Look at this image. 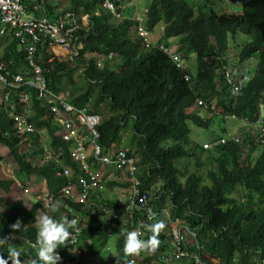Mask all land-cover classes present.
<instances>
[{"label": "trees", "instance_id": "trees-1", "mask_svg": "<svg viewBox=\"0 0 264 264\" xmlns=\"http://www.w3.org/2000/svg\"><path fill=\"white\" fill-rule=\"evenodd\" d=\"M22 1L30 15L36 18L47 15L52 19L58 15L57 7L61 3L59 0ZM149 1L148 30L162 23L163 39L177 38L176 51L184 60L196 54V73L188 66L178 67L159 48L163 42L144 47L140 39L131 37L135 22L128 18L115 21L101 7L102 0H67L65 11L72 9L77 15H88L87 24L75 32L82 43L77 54L55 56L48 41L34 44L28 35L22 41L15 30H10L0 37V63L13 74L26 75L32 71L29 64L32 57L43 68L48 89L64 93L70 88L67 103L101 114L99 143L105 153L116 150L122 141L123 128L130 125L133 138L127 153L137 158L135 176L140 191L153 190L158 195L153 200L154 207L159 210L168 198L172 216L197 227L203 249L209 256L218 258V264H264V145L255 141L259 131L254 125L258 119L264 121V0H222L239 5L241 12L220 15L214 10L206 13L202 8L196 12L185 0ZM231 39H239V51L237 62L229 68ZM32 44L36 51L29 55L26 47ZM94 52L103 56L102 66L97 64ZM110 52L114 56L108 60ZM87 54L92 55L86 57ZM253 56L257 57L254 75L247 77L242 72L236 75L233 67ZM78 70L82 81L79 83L75 80ZM226 70L240 87L236 94L231 93L224 80ZM186 74L190 79L185 78ZM0 91V144L8 149V158L0 155V165L13 161L29 179L42 180L54 202H60L55 212H49L40 201L27 207L23 199H16L9 210L0 212V237H8L10 245L19 253L21 264H32L38 247L35 241L39 213L57 220L61 217L71 220V211H75L82 217L83 228L77 245L83 254L75 261L76 255L70 253L69 245L58 247L57 251L71 260L70 264H84L87 257L98 254L108 244L109 237L115 235L118 253L106 264H126L129 254L123 252L121 230L137 229L138 218L143 213L134 211L132 219L128 217L127 221L125 211L116 217L115 212L108 213L105 208H113L115 204L108 196L110 191L125 187L124 194L128 195L130 182H119V172L107 168L101 181L103 188L90 196L94 202L91 206L59 195L60 188L74 181L80 171L69 156V144L55 134L58 127L47 117L44 99L35 88L25 84L11 88L7 100L8 89L0 88ZM21 92H26L29 100L22 101ZM198 99L204 100L206 106H198ZM12 104L13 112L18 113L31 106L29 122L36 130L18 132L10 112ZM195 106L199 109L192 110ZM231 113L245 123L241 134L229 136L222 128V134L205 142L212 145L210 148L197 145L194 152L187 148L192 125L208 128L216 115L224 121ZM249 128L257 134L250 133ZM42 133L50 140V150L54 153L60 150L62 154L57 159L52 155L36 163V157L43 156ZM222 139L225 142L221 143ZM199 148L207 153L205 158L198 153ZM190 158H194L196 169L187 174L178 164ZM89 162L92 168L98 167L91 158ZM61 167L72 168L73 179L56 175ZM109 173H114L116 178H108ZM14 183L15 179L0 176V190L4 193H10ZM3 204L0 196V206ZM17 219L22 227L13 230L9 225ZM144 230L140 238L146 239L149 233ZM69 231L72 232L71 228ZM158 239L160 243L154 252L139 253L144 255L142 262L150 263L168 250V245L161 243L160 234ZM8 247L7 243L0 246V256L7 258ZM64 263L65 259L61 258L57 262ZM175 264H190V260L184 258Z\"/></svg>", "mask_w": 264, "mask_h": 264}, {"label": "built area", "instance_id": "built-area-1", "mask_svg": "<svg viewBox=\"0 0 264 264\" xmlns=\"http://www.w3.org/2000/svg\"><path fill=\"white\" fill-rule=\"evenodd\" d=\"M115 1L102 0V5L119 17L121 16L119 11L120 6H117ZM57 12L58 15L54 19L47 15L36 18L28 13L22 0H0V37L4 36L6 31L15 30V34L22 41L28 35L34 44L40 41H48L53 52L57 47L66 54H77L78 48L82 45L78 41L75 32L81 24L85 25L87 15H82V23L79 16L75 13L65 11V5H60ZM137 19L139 22L142 21L141 17H137ZM138 32L148 46L147 32L142 25L138 26ZM34 44L26 47L29 55H32L36 51ZM161 48L171 56L177 66L183 64V59L179 53H175L163 45ZM93 55L99 56L97 53H93ZM113 56V53H109L107 58L111 60ZM49 60L52 61L53 57ZM29 64L32 67V71L27 75H23L19 73L13 74L6 68L4 63H0V85L3 90L8 89L5 95L6 100L11 88H17L24 84L35 88L38 96L44 99L48 112L47 117H49L52 124L58 127L55 134L60 140L69 144V156L77 163L80 171L75 182L70 180L61 188L62 195L89 207L94 204V202L89 200L92 192L103 188L101 181L105 176L107 168L118 171L120 178L130 182L131 192L125 198H122V194H117L118 199L120 201L123 200L122 205L127 213V219L128 217L132 219L134 211H141L143 213V217L138 218L137 221V229L139 231L143 228V225L147 224L146 222L150 224L157 221L162 222V215L166 216L165 219H167L168 224L160 228L159 232L164 236V242H168L169 251L168 253L161 254L158 259L152 260L149 264L171 263L175 259L186 256L190 257L192 264H208L209 260L206 255L200 252V246L196 240L191 242L189 246L185 245L189 237L195 239V233L181 222L176 221L172 223L168 216V210L164 207H161L159 210L154 207L153 200H157L158 195L156 196L155 194L156 197L152 198L151 191H140V183L135 176L138 170V166L136 165L137 158L128 155V148L119 147L114 152L107 153L103 151L99 143L100 133L98 130L102 120L101 115L96 112H89L86 107L78 108L67 103L64 93H54L47 88L44 70L32 57L29 59ZM97 64L102 66V58H97ZM185 78L188 80L190 76L186 74ZM226 79L231 93L236 94L240 87L232 80L229 73H226ZM19 96L22 101L29 100V95L26 92H21ZM197 104L198 106H206V102L202 99H198ZM10 107L14 124L19 133L35 130V126L29 122L31 114L30 105L24 107L20 113L13 112V104ZM231 116L234 117V115ZM254 125L259 131L258 139L263 141L264 121L258 119L254 122ZM222 142H225V140L222 139ZM56 154L60 156L62 152L58 151ZM90 158L93 164L98 165L97 168H92L89 162ZM56 174L72 178L73 169L64 167L62 170H58ZM36 199L41 201L47 208L54 202L52 194L47 191L37 194ZM105 211L108 213L115 212L114 216L118 217L119 212L122 210L114 207L105 208ZM71 220H75L76 223L71 227L72 244H69V251L71 254L76 255L75 261H77L78 256L83 254L77 245V239L80 237L83 226L79 216H72ZM58 253L61 259H65V264L70 263L71 260L65 258L64 254ZM136 259L139 262L143 260L141 256L134 254L127 261V264H135Z\"/></svg>", "mask_w": 264, "mask_h": 264}, {"label": "rangeland", "instance_id": "rangeland-1", "mask_svg": "<svg viewBox=\"0 0 264 264\" xmlns=\"http://www.w3.org/2000/svg\"><path fill=\"white\" fill-rule=\"evenodd\" d=\"M54 1V0H52ZM58 1V0H56ZM61 1L60 4H63L62 1H65L64 4H67V0H59ZM70 1V0H68ZM187 1L195 10L196 12L199 9H203L206 13L210 10H214L217 14H232V13H239L241 12V8L239 5L237 4H233L229 1H222V0H185ZM149 0H123L122 4H123V11L125 14L127 15H132L134 10H142L146 9V7L149 4ZM68 11L73 12L72 9H69ZM162 27L163 24L159 23L157 24L152 30H149V38L151 43L156 44L158 42H163V43H168L169 49H174L176 48L175 44L178 41L177 38H172L170 40H166L163 39L162 37ZM132 30V29H131ZM130 30V32H131ZM131 34H134V32H132ZM132 37L134 38V35H132ZM243 39V37L241 38ZM247 40V37H246ZM239 41V39H231L230 40V44H229V50H228V55L229 57V68H231L230 65H233L234 63L237 62L238 60V51L239 48L237 46V42ZM0 49H1V45H0ZM63 52V51H62ZM61 54H64L61 53ZM88 56V55H87ZM236 60V61H235ZM106 62V61H105ZM187 65L189 67V69L191 70L192 73H196L197 71V57L196 54H192L190 55V58L188 59ZM234 62V63H233ZM108 63V61H107ZM256 66H257V57L253 56L251 58H248L244 61H242L239 64H236L233 68H236V75L240 74L239 72L242 73H246L247 77H251L252 75H254V73L256 72ZM81 71L78 70L75 73V80L77 83L82 82L81 78L79 79V73ZM80 92L79 89H76V92ZM69 92H70V88L66 89L64 91V93L66 94V96H68L69 98ZM199 109V107L195 106L193 107L192 110H196ZM263 106H262V111H263ZM235 117L228 118L226 120H222L221 116L216 115L212 121L211 124L208 128H197L194 127L192 125L191 128V132L189 135V139H190V144L187 146V148L191 151L194 152V148L198 145L201 146L203 145L205 142H210L212 141V139L217 136V134H222L223 130L222 128L226 129V133L229 136H233V135H237V134H241V132L243 131V127L245 126V123L242 120H236ZM242 130V131H241ZM250 130V128L248 129V131ZM45 130H43L42 132H44ZM250 133H252L253 135L257 134L254 130H250ZM257 137V136H256ZM48 136H46V134L42 133V140L40 141V143H42L44 149H47L48 146L45 144L47 143V139ZM133 138V129L132 127L129 125L127 128H123L122 130V141L118 144L119 147L122 148H129L132 146L131 144V139ZM43 140L45 141V143H43ZM207 148H209V146H207ZM198 150H200L198 153L201 155V157L205 158L207 153L206 152H202V149L199 148ZM7 147L0 144V155L3 156L5 159L8 158L7 156ZM258 149L256 150V153H258ZM45 155H43L42 157L39 155L38 157H36V163H41L43 159H45ZM194 158H190L189 160H182L181 162H179L178 166L180 167V170L185 172V173H191L196 169V164L194 162ZM201 171V170H199ZM114 174V173H113ZM109 175L108 178H111L115 175ZM119 175V174H118ZM0 176L6 178V177H11L13 179H15V177L18 179V182H20V184H18V182L15 179V183L13 185V188L11 190L10 193H4L3 191L0 190V196L4 199V204L0 206V209L2 210H9L10 205L18 198L23 199L25 205L27 207H30L31 204H33L36 199H34V195L36 194V192L39 190H42L43 187V182H41L38 178L33 177L32 179H29L28 177L25 176V174L21 173L18 168L16 167L15 164H13L12 162H9L8 160L3 163V165H0ZM119 177V182H121V180H123L122 178ZM116 178V176H115ZM26 186L28 188L27 191L24 190V187ZM118 193L122 194V198H125L126 195L124 194L126 191L125 187H121L118 189ZM117 190H112L110 191V195L109 198L112 199V201L114 200L115 204L114 207H116L117 205H121L123 203V200H119L118 196L116 194ZM152 193V198H155V194L154 191L151 190ZM31 196H30V195ZM169 203L168 198L165 199V205L167 206V204ZM113 207V208H114ZM112 208V206H111ZM117 208V207H116ZM41 216V214L39 213V215L37 216L38 218V222H39V217ZM81 219V217H80ZM130 219H127V221ZM116 241H117V237L115 235H112L109 237V241L108 244L104 247H101L99 250L98 254L95 255H91L89 253V255H91L90 257H87V259L84 261V264H106L109 260H111L113 257L116 258L117 255V248H116ZM81 246L83 247L84 245L81 244Z\"/></svg>", "mask_w": 264, "mask_h": 264}, {"label": "clouds", "instance_id": "clouds-1", "mask_svg": "<svg viewBox=\"0 0 264 264\" xmlns=\"http://www.w3.org/2000/svg\"><path fill=\"white\" fill-rule=\"evenodd\" d=\"M63 4H60V5H65V9H66V5L67 4H64L65 1H62ZM116 5L117 6H120L119 8V11H120V14L121 16H116L114 15L113 13H111L109 10H107L106 8H104V6L102 5V2H101V7H103L104 9H106L110 14L111 16L115 19V21L117 20H122V19H131L135 22V24L132 26V30H131V33L134 32V34H131V37L132 35H134V39L135 38H138L142 41V44L144 45V47H150L152 45L151 41H150V38H149V30L147 28V25H146V9H144L143 11V8L142 10H134L133 14L132 15H127L124 13V11H122L123 9V4H122V0H116ZM59 5V6H60ZM58 6V7H59ZM57 7V9H58ZM74 13V12H73ZM77 15V14H76ZM82 15H87V14H80V15H77L79 16L80 18V22H82ZM137 17H141L142 18V21L139 22V20L137 19ZM87 21H88V15H87ZM83 23V22H82ZM141 23V24H140ZM87 24V22L85 23V25ZM82 25V24H81ZM84 25V24H83ZM139 25H142L143 28L146 30L147 32V38H148V42H149V45L147 46L143 40V37L139 34L138 32V26ZM81 27V26H80ZM80 42V40H78ZM81 43V42H80ZM82 45V43H81ZM165 46L167 48H169V46H167L165 43H160L159 44V48H161V46ZM176 46V44H175ZM82 47V46H81ZM80 47V48H81ZM78 48V49H80ZM58 49V48H57ZM163 50V49H162ZM171 51L175 52V53H179L183 59V64L181 66H178V67H186L188 66L186 64V60H184L182 54L178 51H176V48L174 49H170ZM51 51L53 52V50L51 49ZM56 51V50H55ZM78 51V50H77ZM164 51V50H163ZM59 52H62V50L59 49ZM165 52V51H164ZM54 53V52H53ZM56 53V52H55ZM65 53V52H64ZM94 53H97V52H94ZM110 53H113V52H110ZM166 53V52H165ZM99 54L98 57L102 58V63H103V56L100 54V53H97ZM73 55H75V53H68L64 56H61V55H55V56H58V57H66V56H70L72 57ZM88 55V54H87ZM86 55V57H89L91 56L92 54H89L88 56ZM114 55V53H113ZM113 59V58H112ZM109 60V59H108ZM10 71V70H9ZM226 73H229L231 78H232V74L226 70L225 73H224V80L227 82V79H226ZM18 74V73H17ZM29 74V73H28ZM27 75V74H26ZM189 75V74H188ZM190 76V75H189ZM190 79V78H189ZM242 80V79H241ZM228 84V83H227ZM0 88L1 85H0ZM65 94V93H64ZM66 96V95H65ZM67 99V98H66ZM88 109V107H86ZM89 111V110H88ZM90 112V111H89ZM98 113V112H96ZM101 115V114H100ZM231 115H234V117L236 116L235 114L231 113L230 115H228L229 118H232ZM102 117V116H101ZM35 130H36V127H35ZM257 133V132H256ZM255 141L256 142H262L263 145H264V140L263 141H260L258 139V136L255 138ZM43 143H45V141L43 140ZM48 148L47 149H44L42 143V147H43V152H42V155H45V159H48L50 158L52 155H53V158L54 159H57V154L56 152L60 151H56L55 153H52L53 151L50 150L49 146H50V140H48L47 138V143H45ZM205 145H209V148L212 146L211 144L209 143H204L203 144V147L204 148H207V146ZM119 148V146L117 147ZM62 152V151H61ZM64 167H61L59 169L56 170V172L58 170H62ZM55 172V173H56ZM57 175V174H56ZM110 175V173H109ZM108 175V176H109ZM62 176V175H60ZM74 176V175H73ZM73 176H72V179H73ZM119 176V175H118ZM68 177V176H67ZM77 177V176H76ZM76 177L74 178V182H75V179ZM70 178V177H69ZM16 181L18 182V179L15 177ZM73 181V180H72ZM18 184H20V182H18ZM24 187V190L27 191L28 188L26 186H23ZM45 187V184L43 182V187H42V190L41 191H37L36 194L34 195V199H36V195L41 193L42 191H46L44 189ZM63 187V186H62ZM61 187V188H62ZM61 188L59 190V195L63 196L62 193H61ZM49 192V191H47ZM51 193V192H49ZM93 193V192H92ZM52 194V193H51ZM116 194H118V191L116 192ZM30 195V194H29ZM31 196V195H30ZM53 196V195H52ZM91 196V195H90ZM54 199V198H53ZM89 200H90V197H89ZM36 201H39L36 199ZM91 201V200H90ZM41 202V201H40ZM76 202V201H75ZM42 203V202H41ZM59 201H55L53 203L50 204V206L47 208L43 205V203L41 204L45 209H49V212H55L57 210V208L59 207ZM32 205V204H31ZM164 207L165 209L168 210V216H169V219L171 220L172 223L178 221V222H181L182 224H184L189 230L193 231L195 233V239H191L190 237L188 238V241L185 245H190L191 242L195 241L199 244L200 246V252L204 255L207 256L208 258V264H210L211 262H214L215 264H218L219 263V259L218 258H213L211 256L208 255V252H206L204 249H203V245L201 244L202 242L200 241L199 239V236H198V229L196 226H191L190 224H188V222L183 219V218H180V217H173L172 216V208H171V205L170 203L167 204V206L164 204ZM116 209H119V210H124V207L123 205H119ZM3 210V209H2ZM2 210H0V212H2ZM71 215L72 216H79L81 217V215H79L78 213H75V211H71ZM165 215L163 214L162 215V222H155V223H152V224H145L143 225L142 227L149 233L148 237L146 239H143V238H140V235L143 233V228L139 231V229H134V230H121L122 232V235H123V239H124V243H123V252L126 253V254H129L128 255V259L127 261L130 259V257L134 254H137L139 256H141L144 260V255L142 254H139L141 252H154L160 241L158 239V234H160L161 236V243L163 244H167L168 245V250L165 252V253H168L169 251V244L168 242H164L165 238L164 236L159 232L160 228L164 227L165 224L167 225L168 222H167V219H165ZM81 220H82V217H81ZM123 220V219H122ZM127 220V218H126ZM82 222V221H81ZM75 220H70V219H67V218H64V217H61L59 220L57 219H54L52 216L50 215H47V214H43L39 217V227L37 229V232H36V245L38 246L37 247V252H36V258L32 260V264H57V262L60 260V255L57 251V248L58 247H66L67 245L69 244H72V234L70 233L69 229L71 227H73L75 225ZM9 227L13 230H20L22 225H21V222L19 219H17L14 223H12L11 225H9ZM144 230V231H145ZM9 244V247L7 248V258H4L3 256H0V264H8V260L11 261V264H21L20 260H19V253L15 250L14 247H12L8 241V237H0V246H3L5 244ZM68 256V255H67ZM184 258H187L190 260V264H192L191 262V259L189 256H186V257H182V258H179V259H175L173 262H171L170 264H175L178 260H181V259H184ZM142 260V261H143ZM152 260H156V259H152ZM151 260V261H152ZM127 261H126V264H127ZM139 262L137 259L135 260V264H142V263H146V262ZM167 263V262H165ZM163 263V264H165ZM65 264V263H64ZM70 264V263H69ZM149 264V263H147Z\"/></svg>", "mask_w": 264, "mask_h": 264}, {"label": "crops", "instance_id": "crops-1", "mask_svg": "<svg viewBox=\"0 0 264 264\" xmlns=\"http://www.w3.org/2000/svg\"><path fill=\"white\" fill-rule=\"evenodd\" d=\"M53 2H56V0H54ZM61 53H63V52H59V49H57V47H56V53H55V51H54V54L56 55H61V56H64L65 55V53L64 54H61ZM0 93H1V91H0Z\"/></svg>", "mask_w": 264, "mask_h": 264}]
</instances>
